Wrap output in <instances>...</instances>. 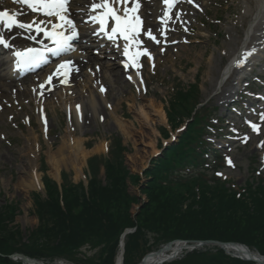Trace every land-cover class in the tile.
Returning a JSON list of instances; mask_svg holds the SVG:
<instances>
[{
    "label": "rangeland",
    "instance_id": "1",
    "mask_svg": "<svg viewBox=\"0 0 264 264\" xmlns=\"http://www.w3.org/2000/svg\"><path fill=\"white\" fill-rule=\"evenodd\" d=\"M153 2L154 0H142L140 15L147 27L149 18L152 23H156L160 22L159 18L162 16L159 1L155 2L156 5H153ZM195 2L203 11L190 4L191 7L180 5L179 9H185V23L173 21L169 25V28L174 30L167 33V43H164L162 35H159L160 44L146 37V41L151 42L150 47H147L152 59L143 60L139 69L140 76H137L136 80L128 81L127 74L122 73L120 67H113L114 72L106 73L109 82L99 76L95 77V80L93 77V81H90L91 92L86 91L80 96L74 93V90L83 78L82 74L76 75L70 86L73 90L71 93H74L72 100L75 105H80L83 101L86 103L90 95L96 94L97 87L98 91L101 87L106 89L105 100L95 97L101 102L103 109L99 111L100 115L87 113L91 120L89 126H84L78 121L72 108H65L60 101H53L50 97L43 101L35 100L34 96L11 101L2 99L7 101V105L4 109L0 108V206L5 201L18 204L19 212L13 226H18L22 231L24 242L29 232L38 226L31 195L35 192L44 194V174L60 183L61 175L65 173L72 183L84 182L87 186L88 160L94 156L107 155L115 137H119L126 148L124 159L129 171L132 174L140 173L145 169L146 158L153 157L151 144L156 143L157 148L162 145L164 136L160 131L163 128L169 130L167 122L164 123L153 116L149 100H155L156 107L165 112L176 88L187 89L199 78L203 101H211L218 107L217 119L220 120L214 123L216 128L212 129L208 140L213 144V149H220L225 159L227 167L221 169L223 175L219 177L235 186H243L251 180L252 175H264V149L259 147L260 142L264 141V130L258 135L246 123L249 120L258 123V114L264 112V99L254 100L253 97H264V41L262 46H258L264 36V11L262 16L255 20L260 0ZM72 5H77L78 10L83 8L77 0H73ZM5 7L15 6L11 4ZM84 9L87 10L88 7ZM147 27L145 26L146 30ZM161 27L158 26L159 34ZM185 27L188 31L184 30ZM87 44L94 45L96 42ZM253 49L255 52L244 67L235 69L228 78H222V73L232 57L237 53L241 56L243 52ZM95 51V55L100 53V50ZM104 56L99 61L114 63L110 60L115 55ZM89 71L95 74L97 66H91ZM115 73L120 75L119 80L114 77ZM240 74L248 76V80L240 81ZM141 77L143 84L139 83ZM32 89L31 87L29 90ZM41 108L43 112L40 111ZM97 109L100 110V107ZM114 111L119 117L124 115L123 123L127 125L132 138L124 137L118 130L115 118L118 116L111 115ZM233 128L237 132L234 133ZM244 136L249 137L247 143L243 142ZM72 139H80L85 149L89 150V155L82 165L81 174L76 175L71 169L63 166L56 179L52 163L57 161V152L64 142L70 145L73 143ZM103 144H106L105 149L102 148ZM88 145L92 147L88 149ZM226 157L232 158L234 168L227 164ZM42 163H45V166ZM32 176L39 178L42 188H30ZM100 177L103 178L102 170ZM129 192L141 196V201L146 202V197L138 188L130 185ZM136 211L137 206H133V214ZM85 254L88 257L95 256V252L84 248L78 257L82 258Z\"/></svg>",
    "mask_w": 264,
    "mask_h": 264
},
{
    "label": "trees",
    "instance_id": "2",
    "mask_svg": "<svg viewBox=\"0 0 264 264\" xmlns=\"http://www.w3.org/2000/svg\"><path fill=\"white\" fill-rule=\"evenodd\" d=\"M201 100L200 79L187 89L176 88L165 109L168 123L171 129L187 123L186 130L143 177L126 167V148L119 137L107 156L88 160V186L72 183L65 173L58 185L44 174L45 195H31L38 226L26 242L13 226L18 204L5 201L0 206V264H23L10 258L16 253L45 264H116L127 229L132 232L125 237L123 264H140L146 255L177 240L237 243L264 256V176L252 175L245 185L235 186L216 175L224 167L223 158L211 153L205 139L216 127V108L200 107ZM160 132L169 137L167 129ZM130 185L146 202L130 194ZM135 205H142L137 214L131 212ZM84 248L95 256L78 257ZM164 264L256 263L205 246Z\"/></svg>",
    "mask_w": 264,
    "mask_h": 264
},
{
    "label": "snow or ice",
    "instance_id": "3",
    "mask_svg": "<svg viewBox=\"0 0 264 264\" xmlns=\"http://www.w3.org/2000/svg\"><path fill=\"white\" fill-rule=\"evenodd\" d=\"M182 2H187L193 7L203 11L195 0H163L165 9L163 15L159 18L161 30L160 35L164 37V43H167V33L170 29L169 25L173 21H179L184 24L183 16L185 13L178 6ZM14 4L26 5L32 13L37 14L39 18H32L29 22H23L18 17L22 15L21 12H10L5 9L0 11V25L11 31L13 28H18L28 33L25 39L38 43L40 47H23L16 48L13 55L16 58L15 65L19 70H27L34 68L41 64L48 63V54L55 57H60L59 63L56 65L55 70L48 75L45 82L39 85L40 91L38 95L44 96V91L53 90L54 78L62 85H68L71 74L75 71L78 72L79 68L76 67L75 62L71 59H64L66 55L74 52V42L80 38L77 23L71 18L73 0H13ZM131 5V6H129ZM142 7V0H90L88 6L89 19L88 23L98 25L99 30H94V35L97 37L103 36L110 41L119 50L121 45L118 40L124 41L122 45V53L126 58L124 67L126 69H135V74L140 76L139 69L142 67L140 60L142 57L147 56L150 60L152 55L149 50L143 47L144 41L141 40V35L147 37L148 40L160 44L161 40L153 33L151 28L145 30L144 21L140 15ZM111 23V26H110ZM185 31L188 29L185 27ZM34 33V34H33ZM43 34L44 39H37ZM50 43H45V41ZM0 46L12 50L14 45L9 42L5 34L0 33ZM255 49L252 51L243 52L241 58L236 61V67L242 68L246 65L250 57L253 56ZM98 54V53H97ZM154 67V64H153ZM97 70H99L97 66ZM131 81L132 75L128 76ZM140 84H143V78H140ZM139 90V89H138ZM35 92L36 89H33ZM100 91H106L101 87ZM264 99V97H261ZM77 112H80V105L76 106ZM43 112V109H40ZM69 118L71 113L69 110ZM103 119V117H101ZM259 122H252L251 120L246 123L251 130L260 134L264 130V112L258 114ZM45 130H47V119H44ZM235 133L237 130L232 129ZM249 137L244 136L243 142L247 143ZM259 147L264 149V141H261ZM226 162L230 167H235L231 157H226ZM218 176L223 173L217 172Z\"/></svg>",
    "mask_w": 264,
    "mask_h": 264
},
{
    "label": "bare ground",
    "instance_id": "4",
    "mask_svg": "<svg viewBox=\"0 0 264 264\" xmlns=\"http://www.w3.org/2000/svg\"><path fill=\"white\" fill-rule=\"evenodd\" d=\"M160 2V0H158ZM77 2H79L83 8H80L79 10L76 8L77 5H72V15L71 18L75 19V22L77 23V27H78V31H79V26L81 27L80 32V39H78L75 44H74V48L76 49L74 52H71L70 54L66 55L65 57H63L64 59H71L72 61L75 62V65L79 68V72L82 74V81L81 83H79L78 87L76 88V90H74V93L79 94L80 96L84 95L86 93V91H90L91 92V85H90V81H93V77H94V73H92L91 71H89V68L93 65L95 66H99L100 70L98 72H96L95 74L97 76H99L100 78H102L104 81L109 82L108 81V77L106 76V73L108 72H114L113 67H119L120 63L117 65L116 63H108V62H101L99 61V59L106 54H113L114 52L117 54L116 50L113 49V44L111 42H106V44L104 45H99L98 47H93L88 45L87 43H85V39H87V42H90L91 40H95V39H100V43H102V36L97 37L95 36L94 30L98 31L99 30V26L98 25H94L89 23V25L87 26H83L81 25V21H77L80 20L78 18L79 14L81 13H77V12H88L84 10V7L89 6L90 4V0H77ZM157 0H154V2L152 3L153 5H156ZM183 4H185L184 2H182ZM145 7V5H144ZM165 7V5H164ZM24 11L27 12H31V10L29 9H25ZM264 11V0H260V5L258 7L257 10V19L258 20ZM152 14H150L151 16ZM28 22V21H27ZM252 25V24H251ZM148 26L149 28L152 29L153 33L158 34V25L154 22L152 23L151 18L148 19ZM14 33H20L21 35H27L26 32H24L21 29L18 28H13ZM10 37H12V34H10ZM83 39V41L81 40ZM15 39H13L14 41ZM264 40V36H262L261 41ZM121 41V40H119ZM147 43V42H146ZM15 44V43H14ZM16 45V44H15ZM263 45V42L259 43L258 46ZM99 49L100 53L95 55V50ZM104 56V57H105ZM123 56V54H122ZM122 56L118 55L117 59L121 58ZM60 57L59 60L56 61L53 65L52 68L55 69L56 65L59 63L60 61ZM114 62V61H113ZM6 65V62L4 60L0 61V100H2L3 98H7L9 99V101L11 100H18L20 98L23 97H29V96H34L35 100H39L42 101V98H53L57 101H60V103L65 107H70L73 109L76 118L78 119V121L80 123H82L84 126H89L90 124V119L87 117V113L92 114L93 116L95 115H100L99 111H103L102 107H101V102H99V100H97L96 98H102V100L106 99V96L103 95L102 91H98V87H97V91L96 94L93 93L94 95H90V97H88L87 102L85 103L84 101L82 102V104H80V112H77V108L72 100V95H74V93L72 94L71 92L73 90L70 89V86L67 85H62L58 82H54L53 85V90L51 91L52 93H49V95H44L43 97H40L38 95L39 87L37 86V88H33L36 89V91L34 92L33 89L30 91L29 89L33 86L35 80L38 77L41 80V83L45 82V79L48 77L45 76V74H41V75H37L35 77H24L20 74H13V73H8L7 69H4ZM50 68V70L52 69ZM231 66L228 65L227 68L225 69L226 71L230 70ZM132 69H129V75H132L133 79H136V76L134 75V73H131ZM45 71V69H44ZM47 72V71H46ZM45 72V73H46ZM124 73V72H122ZM76 74L73 73V76ZM114 77L116 78V80L120 79V75L118 73L114 74ZM95 80V77H94ZM26 85H28V87H26ZM47 90V89H46ZM45 90V91H46ZM44 91V92H45ZM39 97V99H38ZM96 97V98H95ZM150 104V108L151 111L153 112V116L158 117V119L160 121H163L164 123L167 122V118H166V114L165 112L161 109V108H157L156 107V101L150 99L149 100ZM7 105V101H0V108L4 109L5 106ZM97 107H100V110L97 109ZM111 115H115L118 116L116 114V112H111ZM146 115V114H145ZM147 116V115H146ZM117 119V128L118 130L122 133V135L124 137L127 138H132L129 134V130L128 127L125 123H123V121L125 120L124 115H121V117H115ZM174 139V138H173ZM73 143L70 145L66 142H64V144L61 146V148L59 149V151L57 152V161H53L52 165H53V169L55 171L56 176H54L56 179H58V174L61 171V167H68L69 169H71L76 175L81 174L82 171V165L85 164V160L88 157V153L89 150L85 149L82 141L80 139H72ZM106 144L102 145V148L105 149ZM151 155H158L160 153L159 148H157L156 143L151 144ZM69 153V156H67V154ZM71 154V156H70ZM80 161H82V164L80 165ZM148 164V158H146L144 167L147 166ZM38 182V183H37ZM37 187L42 188V183L39 182V178L36 176H32V182L30 184V188H35L37 189ZM125 243V240H124ZM182 248V244H178L175 248L172 249L171 252H175V253H179L181 252L183 249ZM185 250V249H184ZM152 261V260H150ZM117 264H123V262L121 263V260H119L117 262Z\"/></svg>",
    "mask_w": 264,
    "mask_h": 264
},
{
    "label": "water",
    "instance_id": "5",
    "mask_svg": "<svg viewBox=\"0 0 264 264\" xmlns=\"http://www.w3.org/2000/svg\"><path fill=\"white\" fill-rule=\"evenodd\" d=\"M146 169H144L140 174L142 175ZM140 208H141V206H138L137 210H139ZM128 233H130V230H127L121 238L120 256L118 258V261L121 260V263L123 261V255H124V246H125L124 239H125V235H127ZM175 243H176L175 241L171 242V243L167 244L166 246H164L163 248H161L160 250L153 252V253H150L148 256H146L142 260L141 264H160V262H158V261L162 260V261H164L163 263H165V262L173 260L178 253L174 252V254L171 256H167V255L169 252L172 251ZM178 243H184L182 248H186V247L191 246V245L187 244L188 243L187 241H185V242L178 241ZM192 243H194V244H192L193 248H197V247L199 248V247H203L206 245L219 246L221 249L225 250V252L227 254H230L234 257L241 258V259L247 260V261H252V262H255L256 264H264V257L255 254L248 247H246L244 245H239L237 243H222V242H218V241H199V242H192ZM10 258L11 259L17 258V259L21 260L23 262V264H44L43 262H41L37 259H31V258L24 256V255H21V254H15L13 256H10ZM150 260H152V261H150Z\"/></svg>",
    "mask_w": 264,
    "mask_h": 264
}]
</instances>
